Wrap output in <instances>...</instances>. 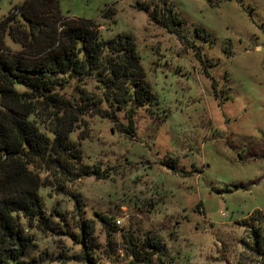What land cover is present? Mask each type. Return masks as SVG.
Masks as SVG:
<instances>
[{
	"label": "rangeland",
	"instance_id": "rangeland-1",
	"mask_svg": "<svg viewBox=\"0 0 264 264\" xmlns=\"http://www.w3.org/2000/svg\"><path fill=\"white\" fill-rule=\"evenodd\" d=\"M21 1L0 0V18L13 13L22 23L13 8ZM160 1L58 0L63 15L89 18L101 40L130 36L153 99L133 109L125 134L129 103L104 100L96 70L62 74L54 95L84 106L67 133L76 162L106 173L72 178L73 168L30 162L51 231L17 213L32 239L21 258L87 264L70 259L82 252L83 220L90 264H264L251 249L253 230L264 239V0H165L183 40L148 16H160ZM42 107L27 119L50 138L55 109ZM145 238L157 249L141 245ZM131 247L151 261L134 263Z\"/></svg>",
	"mask_w": 264,
	"mask_h": 264
},
{
	"label": "trees",
	"instance_id": "trees-1",
	"mask_svg": "<svg viewBox=\"0 0 264 264\" xmlns=\"http://www.w3.org/2000/svg\"><path fill=\"white\" fill-rule=\"evenodd\" d=\"M160 2V16L157 18L152 13L148 16L183 40L177 27L180 19L165 0ZM58 5V0H22L13 6L22 23L13 13L0 18V264H37L32 259L21 258L32 239L18 224L17 213L26 218L28 224L33 221L38 228L51 231L37 193L40 180L28 167L30 162L35 160L46 167H57L62 174H68V169L73 168L72 178L78 175L100 177L106 173L76 162L80 156L67 133L84 106L74 107L70 101L54 95L53 86L59 80H66L62 74L96 70L93 76L103 88L104 100L114 101L117 108L129 103L124 111L125 134L133 132V109L153 99L142 79L138 55L128 34L116 33L101 40L89 18L67 17ZM4 34L17 41L19 48L8 49L2 39ZM15 84L24 86L27 91L20 93L14 89ZM42 104L55 109L48 114L50 138L27 119L28 114L42 109ZM66 155L73 164L65 161ZM78 226L79 238L75 241H80L82 252L70 259L81 258L90 264V248L87 249L91 244L90 231L86 221L81 220ZM259 232L252 231L251 249L263 255L264 239ZM141 245L156 250L158 244L145 238ZM138 253L133 247L129 249L134 263L151 261L150 253Z\"/></svg>",
	"mask_w": 264,
	"mask_h": 264
}]
</instances>
